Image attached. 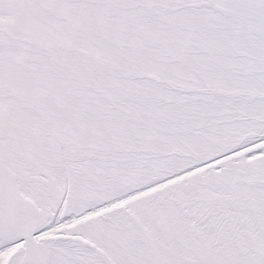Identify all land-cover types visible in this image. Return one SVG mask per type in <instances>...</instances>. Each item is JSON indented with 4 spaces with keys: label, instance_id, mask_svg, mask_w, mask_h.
Wrapping results in <instances>:
<instances>
[{
    "label": "snow or ice",
    "instance_id": "1",
    "mask_svg": "<svg viewBox=\"0 0 264 264\" xmlns=\"http://www.w3.org/2000/svg\"><path fill=\"white\" fill-rule=\"evenodd\" d=\"M0 264H264V0H0Z\"/></svg>",
    "mask_w": 264,
    "mask_h": 264
}]
</instances>
